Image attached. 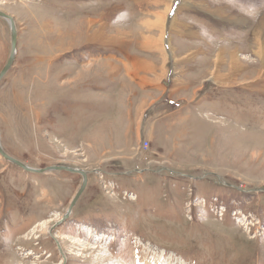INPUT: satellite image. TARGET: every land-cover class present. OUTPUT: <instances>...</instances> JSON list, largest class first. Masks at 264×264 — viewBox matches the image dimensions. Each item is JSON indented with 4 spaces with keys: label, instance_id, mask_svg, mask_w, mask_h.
<instances>
[{
    "label": "rangeland",
    "instance_id": "obj_1",
    "mask_svg": "<svg viewBox=\"0 0 264 264\" xmlns=\"http://www.w3.org/2000/svg\"><path fill=\"white\" fill-rule=\"evenodd\" d=\"M0 10V264H264V0Z\"/></svg>",
    "mask_w": 264,
    "mask_h": 264
},
{
    "label": "water",
    "instance_id": "obj_2",
    "mask_svg": "<svg viewBox=\"0 0 264 264\" xmlns=\"http://www.w3.org/2000/svg\"><path fill=\"white\" fill-rule=\"evenodd\" d=\"M0 18L7 22L8 27H9V33H10V51H9V55H8L6 63L0 69V80H1V78L5 75V73L11 67V65L13 64V62L15 60V56L17 53V49H16V47H17V30H16V25H15V20L11 15L0 10ZM0 156L2 158H4L6 161L22 168L23 170H25L27 172L41 174V173H44L47 171L65 170L68 172H72V173H76V174L81 175V177H82L81 184H80L79 188L77 189L76 193L74 194L72 200L70 201V204H69V206H68V208H67V210H66V212L62 218V221L70 216L72 208L74 207L75 203L77 202V200L79 199V197L81 196L82 192L84 191V189L86 187L87 172L85 170H82L80 168H73V167L66 166V165H53V166L46 167L44 169L32 168V167L27 166L23 162L19 161L18 159L8 155L4 151V149L2 148L1 142H0ZM57 247H58L60 254H62V250H61V247L58 244V242H57Z\"/></svg>",
    "mask_w": 264,
    "mask_h": 264
},
{
    "label": "crops",
    "instance_id": "obj_3",
    "mask_svg": "<svg viewBox=\"0 0 264 264\" xmlns=\"http://www.w3.org/2000/svg\"><path fill=\"white\" fill-rule=\"evenodd\" d=\"M152 41H155V43H156V45H157V41H158V39H154V40H152ZM110 56H113V55H110ZM100 58H107V56L105 55V54H101L100 56H99ZM148 65V64H147ZM156 67V66H155ZM158 67V66H157ZM150 68H151V66L149 65V68H148V71L150 70ZM160 68L162 69V65L160 66ZM155 74H152V76H153V78L154 79H157L158 78V76H160V75H155ZM144 109H148L149 110V108H144ZM147 118H148V116L146 117V119H144V120H142L141 119V116H139V118H138V122L140 123V127L136 130V139H137V141H139L140 142V140H141V138H144V139H147V129H146V122H147ZM140 119L143 121V124L141 123V121H140ZM138 142V143H139ZM140 144H141V142H140ZM139 144V145H140Z\"/></svg>",
    "mask_w": 264,
    "mask_h": 264
},
{
    "label": "built area",
    "instance_id": "obj_4",
    "mask_svg": "<svg viewBox=\"0 0 264 264\" xmlns=\"http://www.w3.org/2000/svg\"><path fill=\"white\" fill-rule=\"evenodd\" d=\"M140 145H141L142 148H143V147L146 148V146H147V141L142 142Z\"/></svg>",
    "mask_w": 264,
    "mask_h": 264
},
{
    "label": "bare ground",
    "instance_id": "obj_5",
    "mask_svg": "<svg viewBox=\"0 0 264 264\" xmlns=\"http://www.w3.org/2000/svg\"><path fill=\"white\" fill-rule=\"evenodd\" d=\"M159 21H161V19H159ZM17 139H18V138H17ZM26 173H27V172H26ZM63 237H65V236H63ZM63 237H62V238H63ZM75 245H76V244H75ZM136 264H137V263H136Z\"/></svg>",
    "mask_w": 264,
    "mask_h": 264
}]
</instances>
